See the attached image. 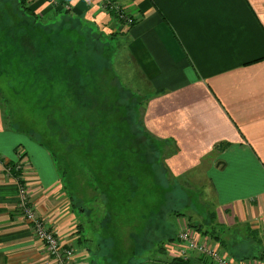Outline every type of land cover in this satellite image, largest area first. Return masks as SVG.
Masks as SVG:
<instances>
[{"label":"crops","instance_id":"0c3cea01","mask_svg":"<svg viewBox=\"0 0 264 264\" xmlns=\"http://www.w3.org/2000/svg\"><path fill=\"white\" fill-rule=\"evenodd\" d=\"M56 1L27 0L26 4L45 19L56 9ZM61 1L69 20L85 27L80 33L90 53L92 47L102 53L98 43H109L114 60L108 55L107 65L119 84L148 99L144 134L152 144H159V180L192 188L201 212L192 215L198 222L187 213L193 225L211 223L212 212L217 216L215 226L209 227L220 240L201 236L191 227L200 240L230 257L233 264H264V0H114L137 18L132 26L108 13L105 0ZM136 78L140 88L134 85ZM48 94L44 106L55 102L50 90ZM1 95L8 101L9 95L2 91ZM2 107L0 264H53L15 211L18 187L5 173L4 164L16 162L19 150L30 165L26 180L38 212L64 243L77 246L79 258L84 257L83 246L89 243L77 220L85 224L87 213L82 207L84 196H77L76 190L95 184L83 158L84 148L79 159L54 154L19 127L5 125ZM86 138L87 132H81L83 145ZM115 165L119 167L111 170L112 180L126 174L120 163ZM146 185L165 186L156 182L154 173ZM109 209H103L101 217L106 222L110 217L112 228L121 229L122 241L133 242L136 250L154 249L152 262L165 264L171 255L176 257L178 244L168 246L165 258L158 250L168 232L167 211L149 210L143 221L126 224L121 222L126 209ZM153 217L159 221L152 222ZM171 218V228H178V233L188 224L185 217Z\"/></svg>","mask_w":264,"mask_h":264},{"label":"rangeland","instance_id":"374dc122","mask_svg":"<svg viewBox=\"0 0 264 264\" xmlns=\"http://www.w3.org/2000/svg\"><path fill=\"white\" fill-rule=\"evenodd\" d=\"M21 3L22 0H0V88L5 96L9 95L7 105L9 106L10 111L14 110V113L16 114V119L12 120V124L18 126L19 129L24 131L27 135H33L34 139L39 143L41 140V143L48 146V142L46 141L45 123L47 111L51 107L64 110L66 109V106L72 104L73 118L78 117L76 120H79L78 124L75 125V128L80 131L82 128H84V123L83 126L81 124V121L85 122L82 118L84 115L82 114L80 116L78 113H76V109L78 108H76L77 106L74 105L75 100H72L71 98V90L69 87L73 84L79 85L80 81L85 83L83 76L85 72L81 74L80 69L78 67L75 69L73 64H71L69 51L64 48H62V50L59 49V46L53 44L52 42V39L55 38V23L61 19L54 22H49V20L43 21L41 18L39 19L40 22H35L34 19L29 16V13L24 14V9L22 8L23 6ZM36 16L39 15L36 14ZM28 21H34L36 23L34 24V32L30 30L31 35L29 39L32 41V43H30L32 49L31 52L24 49L22 42L19 40L20 37L17 39L14 38L16 35H25L29 28ZM47 25H51V28L48 31ZM62 29L63 25L60 24L58 30L62 31ZM12 30L13 32H11ZM38 30L41 34L47 33V35H49L48 41L46 40V36L45 38L39 37V32L37 33ZM44 30L47 32H44ZM85 30L86 29L84 26L80 27V32ZM94 30L95 34H97L96 29ZM80 32L70 34L69 30H67L63 36L65 39L63 46H73L70 42L72 40L74 42L78 41L79 44H82L85 38L82 37ZM49 40H51V43ZM84 44L80 45L81 51H84L86 55H91L90 51L84 46ZM98 44L104 47V53L107 56L109 55L111 61L113 62V52L112 50L109 52V43L99 42ZM51 51H54V53L56 52V55L62 53L66 59V63H62L60 66H55V68H52L53 65L48 66L47 60L48 56L52 55ZM96 56H99V52H97ZM98 59L99 61L97 62ZM97 63H102L100 56L96 59V64ZM48 68L51 76L54 77V80L52 81L54 85H51V80L49 81L50 77ZM29 85H31L32 88H30L31 86L29 87L30 89L27 88ZM134 85L136 88H140L142 86L138 78L135 79ZM11 86L13 90L11 89ZM24 86L25 90L22 89ZM48 90L52 92V97L54 98L53 100L55 102L44 106L45 103H47L50 99ZM129 92L130 91H128V94ZM120 96L127 99V97L122 94H120ZM146 101L147 98L143 94L137 95L134 98L133 105H131V115L134 117L132 119L130 117L129 121L126 122V126L124 124H120V121L116 120L115 117L110 120V115L107 114L94 116L97 118L96 121L90 120L93 123L99 122V125L102 123L104 125V129H107L108 133L110 131L109 126L114 124V128H117V136L103 139L104 145L101 143V138H94L93 140L90 139L86 146L83 144H78V132L75 131H73L72 135L70 136L73 142L72 144H68V148L72 153V157L79 159L82 147L84 148L83 151L86 152L85 155H89V164L91 162L102 160L103 167H109L112 163L113 167L117 169L119 166L113 163H120L122 165L120 169L126 173L122 178L115 176L118 181H107L108 186L106 188L104 187V194L97 187L98 180L96 178L93 180V183L96 185V194L95 186L91 184H88L87 187L78 186V190L75 189L77 196H84L82 207L87 213V220L85 221V224H83L84 222L82 223V221L78 219V226L80 228L83 226L81 229L86 232L85 235L91 241L88 246H83V254H87L84 257L79 258V261L86 262L87 264H161L160 262H152L153 258L150 256L153 255L152 251L154 249L142 247L141 249L136 250L132 245L133 242L131 246L125 241H122L123 239H121L122 236L120 235L121 229H119V227H114V236H112V234L108 232L107 229L103 228V230L97 228L100 227L101 224L100 218L101 214L103 213V209L106 208L109 211V208L111 207H114L115 209H126L123 219H121V222L126 224H129L133 221L136 223L143 221V216L145 215L147 218V212L149 210L156 211V209H158L160 211H166V209L162 207V203L159 202L165 201V193L167 188L159 185H146L153 173L155 174L156 182H161L166 187L169 185H174L170 184L169 182L165 183L163 179L159 180L161 170L158 169V163L162 159L160 149L158 147L159 144H152L147 140V137L144 134V127L141 123L143 114L145 116L143 104L145 107ZM95 106V112H99V110L103 108L97 107L101 106V101H95L94 106L91 108ZM7 108L8 107L4 105V110L6 113ZM114 120L116 121L113 122ZM136 120L138 123H136ZM9 122L11 123V119ZM120 125L124 127V129L121 131L118 128ZM67 137V131L64 133H57L54 136L55 140L51 147L55 148L56 152L59 151L60 148H63L62 143L64 138ZM105 145H108L107 149H105ZM117 148H123L125 152L118 153V151H115ZM19 152L22 156L24 155L22 150H19ZM25 162L29 167L30 165L28 164L26 157ZM132 166L135 167L134 170L132 169ZM124 178L127 179L125 185L123 181ZM72 188L74 187L72 186ZM183 189H185L184 186L177 182L174 186L169 187L170 196L171 199H174L178 202V205L181 206V210H186L187 206H190L192 216L195 214L196 210L193 211V208H191V204L189 202V204H186L187 202L185 201L184 197L182 199L179 198ZM172 192H174V194H171ZM130 194L133 195L132 198L130 197ZM98 199H101L102 204L98 202ZM191 200L195 208L194 204L197 203V199ZM170 207L175 208L174 206H169V208ZM77 209L80 210V208ZM185 213L187 214L186 211ZM114 220L117 222V218L114 217ZM150 220L156 223L159 221V218L153 217ZM192 220L194 222L199 221L198 218L195 217H193ZM110 222L111 218L109 217L107 226L110 225ZM173 229L177 238L178 228L173 227ZM137 233L140 232L137 231ZM140 239H142V236ZM76 241L79 243V239H76ZM155 243L156 241H154L151 246ZM172 244L176 245V242H173ZM96 246L98 247V250ZM144 246H146V244H144ZM88 247H90V249ZM199 255H201V253H199ZM160 257L165 258L163 254H161Z\"/></svg>","mask_w":264,"mask_h":264},{"label":"trees","instance_id":"16d2710c","mask_svg":"<svg viewBox=\"0 0 264 264\" xmlns=\"http://www.w3.org/2000/svg\"><path fill=\"white\" fill-rule=\"evenodd\" d=\"M46 1L47 2H49V1L54 2V0H46ZM26 3H27V0H22L21 5L23 6L22 8L24 9L23 12H24V14L29 13V16L32 17L35 22H40L39 19H41V18H42L41 20H43V21L50 20V19H53L54 16L56 17V20L61 19L60 21L55 23V38L52 39V42H53V44L58 45L59 49L62 50V48H64L67 51H69V55L71 57V64H73L75 69L78 67L81 71V74H83V72H85L83 75L84 79H85V83L80 81L79 85L73 84L72 86L69 87V89L71 90V92H70L71 98H72V100H75L74 105L77 106L76 108H78V109H76V113H78L80 116L82 114L84 115L82 118L84 119L85 122L81 121L82 126L84 123V128H82L81 131L78 130L77 128H75V125L78 124L79 120H76L78 117L73 118V106H72V104L66 106V109H64V110L51 107L47 111V117H46V123H45L46 141L48 142V147L50 148V150L53 151L54 154H60L61 156L66 157V158L70 157L72 155V153L68 148V144L69 143L72 144V142H73L72 139L70 138L73 131L78 132V144H82L81 139H80L81 132L86 131L87 132L86 144L89 142L90 139L93 140L94 138H98V139L101 138L102 139L101 143L104 145L103 139H107L110 137H116L117 136V134H118V132L116 131L117 128H114V124L109 126L110 131L108 133L107 129L106 130L104 129V125L102 123L99 125L98 124L99 122L93 123L90 120L96 121L97 118L94 116L107 114V115H110V117H109L110 120H112L115 117L116 120L120 121V124H124L126 126V122L129 121L130 117H131V119L134 117L131 115V113H132L131 105H133L134 98L137 96V94H135L131 91L128 94L129 90L126 91L127 89L124 90L125 88H123L122 85H119V80L116 78L115 74L111 72L110 65H107L108 56L104 53V47H103L102 53L99 52V48L97 49L98 51H96V48L92 47L90 49V50H92L91 55H86L84 51L83 52L81 51L80 45H82L83 43L79 44L78 41L77 42H74L73 40L70 41L73 46H70V45L63 46V42L65 40L63 37L64 33H66L67 30H69L70 34L80 32V27L83 26V24L81 25L79 23H75V22H72L69 20V18H68L69 11H67V10H66V12L64 11V9L62 8L63 2L61 0L60 1L57 0L55 2V8L56 9L54 10V12L50 16L47 15L45 17V19H43V17L36 16V13L34 12V10H32L30 7H28ZM110 14L113 15V17H115V19H117L116 13L111 12ZM52 15H54V16H52ZM34 21H32V22L28 21L29 22V28L27 27L28 31H26L25 35H23V36L16 35L14 37L16 39L20 37L19 40L22 42L24 49L26 51H29V52L32 51L31 44H30V43H32V41L29 38L31 35L30 30L32 32H34V27H35L34 24H36ZM120 22H123V21H120ZM123 23H125V22H123ZM60 24L63 25L62 31L58 30V27ZM125 25H127V24L125 23ZM53 26H54V24H53ZM68 27H70V28H68ZM50 28H51V25H47V31ZM40 31H43V30H40ZM47 31L44 30V32H47ZM74 31H77V32H74ZM11 32H13V30ZM17 32H19V31H17ZM27 32H28V34H27ZM38 32H39V30L37 31V33ZM45 36H46V40L48 41L49 35H47V33L41 34L39 32V37L45 38ZM26 37H28V38H26ZM43 40H45V39H43ZM49 42L51 43V40H49ZM68 48H70V49H68ZM97 52H99V56L101 57L102 65L98 64V63L96 64V59L99 57V56L98 57L96 56ZM51 54L52 55L48 56V60H47L48 66L53 65L52 68H55V66H60L62 63L63 64L66 63V59L62 53L56 55V52L54 53V51H51ZM36 56H38V55H36ZM98 61H99V59L97 60V62ZM40 67H44V66H40ZM48 73H49V77H50L49 81L51 80V83H52V81L54 80V77L51 76V74L49 72V68H48ZM30 86L31 85H29L27 88H29ZM11 88H12V86H11ZM30 88H32V86ZM12 90H13V88H12ZM120 94L126 96L127 99L121 97ZM5 100L6 99L1 95V90H0V104L3 105V107H2L3 108V118H5V120H7V122L5 121V125L9 124L8 127L15 128L16 125H13L12 121L10 123L9 120L10 119H16V114L14 113V110H12V112H11L10 109H8L9 108V106L7 105L8 101H5ZM95 101L96 102L101 101V106H97V107H103V108L100 109L99 112H95L96 106L91 108L92 106H94ZM4 104L7 105V107H8L7 113H6V111H4ZM143 109H144V104H143ZM137 112H138V110H137ZM72 119H75V120H72ZM116 120H114L113 122H115ZM144 121H145V116L143 114V119H142L141 123L144 127V130H146ZM48 123H50V124H48ZM136 123H138L137 120H136ZM118 128L120 129V131L124 129V127H122L121 125ZM65 131H67L68 137L64 138V141L62 143L63 148L62 149L60 148L59 151L56 152L55 148L51 147V145L53 144V142L55 140L54 136L57 133H60V132L64 133ZM30 136L33 140H35L33 135H30ZM35 141H37V140H35ZM82 142H83V139H82ZM40 144L46 146L45 144L41 143V140H40ZM86 144L84 146H86ZM107 148H108V145H105V149H107ZM71 150H72V148H71ZM80 156H81V154H80ZM88 156L89 155L86 154L85 156H83V158L87 161V164L91 168V170L94 174V177L98 180L97 187L104 194V187L106 188L108 186L107 181L112 180L111 170L114 167H113L112 163L109 167H103L102 160L96 161V162H91L89 164ZM113 164H116V163H113ZM91 185L95 186V191H96V185L95 184H91ZM174 185H169L168 187L163 186L164 188H167V191L165 193L166 200L164 202H162V207H164L166 209V211L168 212V214L171 217H179V218L185 217V218H187V214L185 213V211L187 213L188 212L190 213L191 212L190 206H187L186 210H181V206L178 205V202L174 199H171L169 187H172ZM183 186L185 189L182 190L179 198L182 199L184 197L185 201L187 202L186 204L190 203L191 208H193V211L196 210V212H195L196 214H201L200 209L197 208V203L194 204L195 208L193 206L191 199H197V198L192 194V191H191L192 188L190 186H188V184L183 185ZM27 187H28V185H27ZM28 192L30 194L29 189H28ZM171 194H174V192H172ZM31 200H32V205H33L35 211L38 214H40L38 212L35 204H34L32 196H31ZM98 202L102 204L101 199H98ZM182 204H183V202H182ZM17 205H18V203L16 204L15 211L17 214H19L23 217V214L21 213L20 210H18ZM169 206H174L175 208H171V207L169 208ZM104 213H105V211L103 212V216H104ZM103 216L100 218V223H101L100 227H97V226L96 227L98 229H103V228L107 229V231L110 232L112 234V236H114V233H113L114 227L112 228V222H110V225L107 226L108 222L103 220L104 219ZM170 216L167 217L168 232L165 235H163V240L159 243L160 246H159L158 250L163 255L167 254L168 246L173 245L172 243L176 242L178 240L174 234V229L171 228L172 218ZM191 218L192 217L187 218L189 226L193 227L198 232H200L201 236L202 235L206 236V237L209 236V238L213 239L214 241L220 240L219 235L217 233H215L214 229L209 227V226H215V224H213V223H216V221H217V216L215 215L214 212H212V214H211V223H203V224L201 223L202 226L193 225ZM106 226H107V228H106ZM110 227L112 228V231H111ZM81 228H83V226H81ZM81 231H82V229H81ZM77 234L78 233H76V235ZM88 240H89L88 238H85V241H87L90 244L91 241L90 240L88 241ZM163 242H167V244H168V245L166 244L167 247L164 246ZM79 244H80V242H79ZM68 245H72L75 247L74 244H68ZM75 248L77 251V246ZM88 248L90 249V247H88ZM96 248L98 250L97 246H96ZM196 253H198V252H196ZM76 255H77V258H79L77 253H76ZM171 257H172L171 259L168 258V261L165 264H214L212 262V260L209 259L204 254L198 255L196 257H193V255L192 256L190 255V257L184 258V257H181L179 255V253H177L176 257H175V255H171Z\"/></svg>","mask_w":264,"mask_h":264},{"label":"built area","instance_id":"2783aa9c","mask_svg":"<svg viewBox=\"0 0 264 264\" xmlns=\"http://www.w3.org/2000/svg\"><path fill=\"white\" fill-rule=\"evenodd\" d=\"M104 9L108 13L114 12L117 14L119 21L125 22L128 26H132L137 22V18L128 15L121 5L114 0H105ZM0 162L3 159L0 158ZM5 173L10 178L14 179L18 187V210L23 214V218L30 226L33 234L43 244L46 252L51 258L53 264H85L77 258L76 248L72 245L65 244L59 233L53 229L49 222L38 214L31 200V195L28 192V183L26 180L28 165L25 162L24 155L18 153V161L10 164H4ZM176 244L179 247V255L187 258L190 253L198 252L206 255L214 264H233L230 257L223 255L221 251L211 247L207 241H201L198 233H196L188 224H185L182 230L178 233ZM190 252V253H189Z\"/></svg>","mask_w":264,"mask_h":264}]
</instances>
